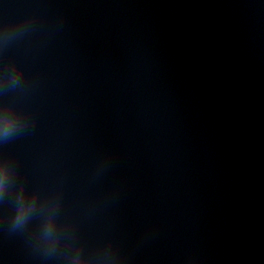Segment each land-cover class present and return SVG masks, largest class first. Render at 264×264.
<instances>
[{"label":"clouds","instance_id":"obj_1","mask_svg":"<svg viewBox=\"0 0 264 264\" xmlns=\"http://www.w3.org/2000/svg\"><path fill=\"white\" fill-rule=\"evenodd\" d=\"M25 29L26 26L6 28L0 32V41L12 39ZM0 80L6 81L9 87L16 88L21 84L22 72L13 65L8 72L0 76ZM24 124V117L15 108L11 106L0 108V141L6 142L13 138L24 127ZM15 176L16 166L14 162L8 158H0V202L6 199L10 187L15 186ZM38 198L37 192H33L29 196L26 194L24 184L19 185L15 196L14 211L11 216V228L13 230H23L27 227L36 213ZM45 207L47 209L46 215L43 217L35 240L37 245L43 247L47 253H54L62 235L57 227L59 198L47 202ZM70 248L69 257L72 264H93L91 258L87 260L84 258L81 246L70 245ZM95 264H116V258L110 245L103 250L101 255L95 258Z\"/></svg>","mask_w":264,"mask_h":264}]
</instances>
